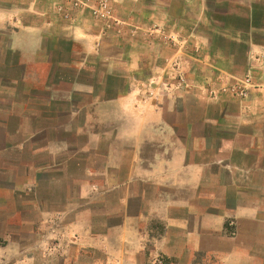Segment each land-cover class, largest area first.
<instances>
[{
    "label": "crops",
    "instance_id": "crops-1",
    "mask_svg": "<svg viewBox=\"0 0 264 264\" xmlns=\"http://www.w3.org/2000/svg\"><path fill=\"white\" fill-rule=\"evenodd\" d=\"M77 1L0 0V264H264V0Z\"/></svg>",
    "mask_w": 264,
    "mask_h": 264
},
{
    "label": "built area",
    "instance_id": "built-area-1",
    "mask_svg": "<svg viewBox=\"0 0 264 264\" xmlns=\"http://www.w3.org/2000/svg\"><path fill=\"white\" fill-rule=\"evenodd\" d=\"M78 4H82V7H86L88 2L84 1L83 3L79 1ZM93 11L96 18L102 22L108 23L112 19V8L107 0H96V5ZM144 89L146 93L143 103L146 105V103L152 102L157 104L167 97L176 98L182 93L187 92L190 87L185 74L180 71L178 67H175V70L168 72L161 82L157 83L156 81L151 80L144 85ZM261 89L262 87L256 85L252 77L246 76L242 81L234 85L223 86L217 90L209 88L206 89L205 92L209 99L214 101L219 100V97L222 94H228L234 98L245 100L251 96L253 90L258 91Z\"/></svg>",
    "mask_w": 264,
    "mask_h": 264
},
{
    "label": "rangeland",
    "instance_id": "rangeland-1",
    "mask_svg": "<svg viewBox=\"0 0 264 264\" xmlns=\"http://www.w3.org/2000/svg\"><path fill=\"white\" fill-rule=\"evenodd\" d=\"M93 1V0H92ZM94 4L96 5V0H94ZM77 4L79 3V0L76 2ZM89 4V3H88ZM78 5H82V4H78ZM95 7V6H94ZM83 8H86V7H82L81 6V8H80V10H83ZM93 14H94V11H93ZM94 16H95V14H94ZM95 18H96V16H95ZM101 21V20H100ZM104 23V22H103ZM106 23V22H105ZM90 82H91V80H89ZM101 93L99 94V95H101L102 93L104 94V97H107L108 96V93L110 92V91H108V90H106V89H104V90H102V91H100ZM145 89H144V86L142 87V90L141 91H139V105H137V108L139 107V106H145V104L143 103L144 102V99H145ZM143 108V107H142ZM109 107H107L106 106V108H105V110H106V113H109ZM90 112H91V114L94 116L93 118H94V123H95V113H96V111H95V107H93V108H91L90 109ZM110 113H112V111H110ZM112 124V122L110 121V120H105V128H111L110 127V125ZM128 143V140L127 139H125V144H127ZM26 239H27V241H29L27 244H31L32 245V242H34L33 240V237L32 236H28V237H26ZM47 241L49 240V239H46ZM49 242V241H48ZM30 245V246H31Z\"/></svg>",
    "mask_w": 264,
    "mask_h": 264
}]
</instances>
